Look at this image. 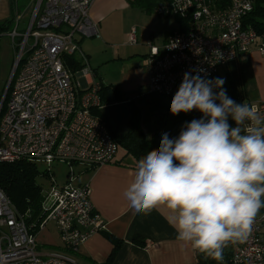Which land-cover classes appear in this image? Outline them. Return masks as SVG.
<instances>
[{"label":"built area","instance_id":"obj_1","mask_svg":"<svg viewBox=\"0 0 264 264\" xmlns=\"http://www.w3.org/2000/svg\"><path fill=\"white\" fill-rule=\"evenodd\" d=\"M96 0H31L25 33L16 24L7 36L20 50L0 114V161L26 160L36 164L79 163L88 168L111 163L119 150L108 126L96 110L101 104L100 82L94 77L80 48L81 38L99 35L89 17ZM255 0H157L153 13L183 21V29L170 31L164 44H148L144 68L147 89L170 97L186 72L204 79L255 47L264 54V34L244 26ZM131 29L127 44L137 43ZM80 62L73 71L70 62ZM255 105L264 117V101ZM1 109V107H0ZM49 171V169L47 170ZM71 170L62 186H53L41 203L42 218L27 224L0 188V264H76L60 254H43L37 234L52 222L62 247L77 253L104 228L95 210L88 183L78 185ZM229 264H264V213L257 214L243 242L233 245Z\"/></svg>","mask_w":264,"mask_h":264},{"label":"clouds","instance_id":"obj_2","mask_svg":"<svg viewBox=\"0 0 264 264\" xmlns=\"http://www.w3.org/2000/svg\"><path fill=\"white\" fill-rule=\"evenodd\" d=\"M224 83L184 74L170 112L202 117L186 122L178 137L163 133L123 193L137 214L166 207L177 241L221 264L224 249L247 240L264 208V117L231 99Z\"/></svg>","mask_w":264,"mask_h":264},{"label":"crops","instance_id":"obj_3","mask_svg":"<svg viewBox=\"0 0 264 264\" xmlns=\"http://www.w3.org/2000/svg\"><path fill=\"white\" fill-rule=\"evenodd\" d=\"M129 2L96 0L90 8L89 17L99 26L100 39L81 38L80 48L87 57L94 78L102 85L116 86L121 94L120 102L131 101L141 109L146 102L155 99H162L169 104L181 82L175 86L170 97L161 98L148 91L149 75L143 61L148 53V44L161 47L167 34L172 30L183 29L184 24L175 17H164L157 19L159 26L156 29H150L142 23V19L147 16L139 12L144 15L141 18L143 28L128 25L124 32L116 33L122 41L112 43V30L104 31L106 20L115 12L133 9ZM147 13H153V10ZM131 28L137 31L135 45L127 44ZM216 77L225 80L223 86L226 91L227 85L233 86L231 94L236 103L264 101V54L255 47L222 66L214 77L208 79ZM115 103L119 102L111 104ZM169 113L167 110L142 113L141 127L147 138L154 133V119ZM190 113L194 119H200L203 115L197 110ZM229 123L235 124L230 117ZM136 165L133 159L124 156L121 151L109 164L94 169L82 166L79 170L81 177L77 178L76 183L89 184L92 204L104 222L103 230L92 235L77 253H70L62 247L54 224L47 225L37 234L38 249L43 254L67 256L76 264H198L191 245L182 246L177 241V232L169 223L170 212L166 207L160 206L148 215L137 214L130 208L123 193L134 179ZM111 238L121 241V245L112 261H108L114 249ZM44 245L49 249H43L41 246Z\"/></svg>","mask_w":264,"mask_h":264},{"label":"trees","instance_id":"obj_4","mask_svg":"<svg viewBox=\"0 0 264 264\" xmlns=\"http://www.w3.org/2000/svg\"><path fill=\"white\" fill-rule=\"evenodd\" d=\"M153 1L154 0H133L135 4L141 6L142 9L147 12L153 10L155 4ZM179 20L182 21L181 19ZM243 25L245 27L250 26L254 28L258 34H264V0H255L254 8L245 17ZM11 28L12 25L10 20L0 24V36L3 33L11 31ZM70 67L73 71H76V69L80 67V62L73 59V61L70 62ZM232 88L233 86L227 85L226 92L227 95L234 100L231 94ZM99 97L101 104L103 105H109L113 102L121 101V94L116 86L102 85L101 83ZM4 100L6 101V98H4ZM4 102L0 109V114L4 109ZM170 107L171 102L167 104L162 99H155L146 102L142 109L132 103V115L128 123V133L123 136H118L109 129L113 139L118 144L119 149L123 152L124 156L133 159L137 164L138 160L144 157L147 152L159 148L163 133H168L170 138L178 137L185 123L194 119V116L190 112H181L178 115H172ZM158 110H167V112L170 113L165 117L154 119V133L150 138H147L141 127L142 113L145 112L148 114ZM99 111L100 110L95 111L96 116L107 125L106 120L100 115ZM39 176L47 177L48 174L46 172L41 173L37 164L34 162L26 160L15 162L0 161V188L10 199L15 208L21 214L27 215V224L33 222L36 224L42 218L41 203L46 194L44 195L42 187L37 182ZM77 184L83 185L85 183ZM260 213H264V208L260 209L258 214ZM111 240L114 244V249L109 256L108 261H112L116 250L121 245V241L116 238H111ZM138 242L141 244L143 243L140 240H138ZM232 247L233 245H229L224 249V260L222 264H229ZM194 253L198 264H221V262L215 261L211 258L206 259L204 254L195 251Z\"/></svg>","mask_w":264,"mask_h":264},{"label":"rangeland","instance_id":"obj_5","mask_svg":"<svg viewBox=\"0 0 264 264\" xmlns=\"http://www.w3.org/2000/svg\"><path fill=\"white\" fill-rule=\"evenodd\" d=\"M129 1L133 9H131L130 11L115 12L106 20L104 31L112 30V43L116 41H122L121 36L116 35V33H120L121 31L124 32L126 26L128 25L129 27L139 26L143 28V26H141V18H143L144 15H141L139 12H143L145 16H147L142 19V23L148 26V28L150 29H156L159 26L157 19L164 18L156 15L155 13H147L146 11H144V9H142L141 6L135 4L133 0ZM31 6V0H0V24L5 23L7 20H10L12 25L11 29H13L16 24L17 16L21 15L22 18L18 22V31L23 35L30 20L29 13L31 10ZM7 34L8 32L3 33L0 36V101L2 99L6 84L11 76L15 56L19 53L20 50L18 38H16L15 43H12ZM93 39L99 40L100 36L98 35L97 37H93ZM214 91L218 92L219 89H214ZM3 102L0 107H2ZM217 103H219V101H217ZM232 125L233 127L236 126L234 123H232ZM120 152L121 151L119 149L118 155L120 154ZM37 166L41 173L46 172L48 174L47 177L39 176L37 178V182L42 187L44 195L50 193V190L53 186H62L63 184H65L68 178V174L71 170L74 171L76 180L77 178L80 179L81 177L79 170L82 169V164L79 163L74 162L71 166H69L66 163L54 162L50 165L49 168L46 164L39 163L37 164ZM48 169L49 171H47ZM47 225L50 226L53 225V223L49 222ZM41 247L45 250L49 249V247L45 245Z\"/></svg>","mask_w":264,"mask_h":264},{"label":"water","instance_id":"obj_6","mask_svg":"<svg viewBox=\"0 0 264 264\" xmlns=\"http://www.w3.org/2000/svg\"><path fill=\"white\" fill-rule=\"evenodd\" d=\"M15 63L13 64L14 68ZM12 68V72H13ZM12 75V73H11ZM11 76L6 84L2 99L0 101V106L6 96ZM100 115L106 120L107 126L110 131L115 133L118 136H123L128 133V123L132 115V103L131 101L119 102L105 106L100 109Z\"/></svg>","mask_w":264,"mask_h":264}]
</instances>
